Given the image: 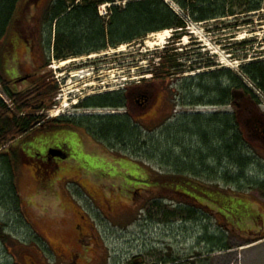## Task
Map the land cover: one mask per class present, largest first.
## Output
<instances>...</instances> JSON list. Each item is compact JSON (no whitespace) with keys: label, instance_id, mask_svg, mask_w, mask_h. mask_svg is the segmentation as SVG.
I'll use <instances>...</instances> for the list:
<instances>
[{"label":"rangeland","instance_id":"obj_1","mask_svg":"<svg viewBox=\"0 0 264 264\" xmlns=\"http://www.w3.org/2000/svg\"><path fill=\"white\" fill-rule=\"evenodd\" d=\"M48 2L21 0L16 14L19 21L0 41L5 63L2 69L14 77L30 73L29 80L39 78L42 72L50 75L57 90L45 97L49 106L39 113L44 114L45 120L55 118L72 123L35 128L8 142V150L2 148L3 152L17 155V203L10 202L8 197L3 199L2 186L6 182L0 174V264H56L51 250L68 254L75 248L74 242L67 239L70 235L65 233L74 234L77 211H86L87 205L100 210L96 213L89 209L102 245L86 248L78 264H159L160 260L173 256L186 260L222 243L229 246L222 250L226 264L229 259L234 260V264H247L248 261L264 264V191L255 184L264 181V150L259 147L262 143L251 137L246 129L247 150L257 161L243 169V180L237 181L235 169L223 161L220 168L208 158L204 159L205 168H184L188 158H199L208 151L197 138L190 140L189 134L181 132L182 125L193 121L188 116L233 113L235 108L231 100L223 106L189 105L182 92L191 81L186 83L185 79L220 69H227L240 79L242 65L264 60V10L238 17L192 21L180 38L173 37V29L161 30L167 32L161 40L153 35L161 31L150 32L134 42L93 53L92 57L68 58L70 61L61 66L58 65L61 60H50L40 72L37 68L52 44H49V32L43 25L45 17H40ZM116 2L120 7L124 5L121 0ZM165 47L164 54H174L184 68V72L177 75L164 76L171 85L166 82L165 86L173 90L178 103L163 107L164 114H171L174 106L168 119L136 120L143 135L149 137L147 147L157 144L160 156L147 148L144 149L146 153L139 155L129 147L119 149L111 143L104 145L95 134L88 133L84 125L92 123L94 117L121 114L123 109L80 107V103L100 94L120 92L126 84L143 77L153 78V69L160 62ZM223 81L219 78V83ZM24 82L15 83L16 88H23L27 84ZM197 83L192 82L194 93L199 96ZM213 97L214 94L207 92L205 100ZM0 98L10 106L1 89ZM55 148L67 150L68 155H55L58 167L41 178L39 168L24 156L35 158ZM166 151L172 158H179L178 163L165 158ZM175 164L189 177L185 172L204 173L196 178L191 174L192 181L203 194L183 188L182 195L174 191L176 186L172 181H142L150 176L171 174ZM215 169H219L218 172ZM102 201L106 204L112 201L111 221L103 214L106 205ZM191 206L195 209L193 213L186 211ZM60 228L64 229V235ZM254 241L257 242L252 244ZM240 245L243 246L238 249Z\"/></svg>","mask_w":264,"mask_h":264},{"label":"trees","instance_id":"obj_2","mask_svg":"<svg viewBox=\"0 0 264 264\" xmlns=\"http://www.w3.org/2000/svg\"><path fill=\"white\" fill-rule=\"evenodd\" d=\"M112 1L114 0H49L44 10L45 13L43 12L39 16L41 18L42 16L45 17V24L43 23V25L49 32V44L50 42L52 44L51 46L49 45L45 60L37 68V71H43L50 60H65L100 53L109 48H116L120 44L142 39L150 32L173 29V37L176 36L177 38L186 34L185 23L181 17H178L162 0H127L122 7L111 4L107 18L101 17L97 12L98 5ZM174 1L194 22L222 19L229 16L238 17L242 14L247 15L248 13H257L264 10V0ZM20 3L21 0H0V41L3 37H6L11 26L19 21L16 14ZM6 45L9 46V43L6 42ZM6 45L5 49H7ZM165 52H167L166 47L163 48L162 57L159 58L161 59L160 62L153 69L154 74H152L155 75L154 77H169L184 72L182 63L178 59L176 61L174 54L166 55L164 54ZM2 57L3 55L0 53V89L10 102V106L5 104L0 98V174L3 175L6 182L2 186L3 192L1 194L4 195V200L8 197L10 202L16 204L15 159L17 155L14 152L11 155L7 151L3 152L2 148L8 150L10 148L8 142L31 132L35 128H40L47 124L52 126L66 125L72 123V121L55 118L45 120L44 114L39 113L49 106L45 101V97L54 94L57 90V84L55 80L49 78L50 75L42 72L39 78L24 80L27 84L23 88L18 89L15 83L21 85L25 82H16L15 80L21 76H11L2 69L3 64L5 65ZM241 70L248 80L264 92V60L250 61L242 65ZM27 74L29 73L24 75ZM219 78L222 81L224 80L223 83H219ZM185 81L186 83L191 81L190 86L188 84L187 88L183 89V95H186L185 98L190 103L205 100L204 97L208 92V94H214V97L209 98L206 101V105H228L229 100L233 104L235 99L233 96L234 92L240 91L243 99H238V103L243 101L254 116L264 114L259 112L255 97L242 84L240 79L227 69L197 74L186 78ZM194 81L198 82L197 89H199V94L201 93L203 98L198 97L194 93L195 89L192 84ZM125 102L124 92L121 90L120 92H108L87 98L79 106L116 108L124 106ZM188 117L193 118V121L188 119L189 122L186 125H182L183 129L181 132H184V135L189 134L190 140L191 138H197L198 143L203 146L205 151H208V154L201 155L199 158H188L189 162L184 165V168L187 166L205 168V158L211 160L215 165L218 164V168H220L223 161V163L235 169L237 181L243 180V169L252 166L257 159L247 150L245 121L242 119L241 114L238 116L233 111L231 114L213 113L208 117L198 114L196 115L198 118L195 116ZM92 119V123L89 122L88 126L84 125L86 131L93 136L95 134L94 137L101 140L100 142L104 145L106 143L113 144L112 147L121 145L122 148L119 149L129 147V149H133L138 154L140 153L139 155L146 153L147 151L144 149L147 148L151 149V152H154L156 156H160L161 150L158 149L157 144L147 147L146 139L149 137L143 135L142 128L139 123L137 124L138 120L136 121V119L123 114L108 115L102 118L94 117ZM196 127H198L197 130L192 131ZM104 147L110 149L108 146ZM165 153V158L172 160L171 162L178 163L180 160L179 158H172L169 151ZM56 168L57 165L55 163H50L41 172V169L39 170L40 177L43 178L50 173V170H55ZM171 168L175 169L171 174L161 175L159 176L160 178L150 176L142 181L158 180L165 183L172 181L176 186L174 191H179L182 195L183 192L181 190L183 188H188L193 192H203L192 181L193 177L191 176V174L194 176L199 175V171L185 172L190 174L189 177L184 175L181 171L182 168H178L176 164ZM218 170L215 169L216 172ZM200 174L204 175V173ZM255 184L264 191V181L255 182ZM159 187L164 189L161 186ZM194 210L193 206L186 209L189 213H193ZM223 218L226 219L224 216ZM227 248L229 246L222 243L209 252ZM193 259L192 261L189 260V264L193 263ZM179 261H181L179 257L173 256L170 259L160 260L159 264H168L169 262L181 264L178 263Z\"/></svg>","mask_w":264,"mask_h":264},{"label":"flooded vegetation","instance_id":"obj_3","mask_svg":"<svg viewBox=\"0 0 264 264\" xmlns=\"http://www.w3.org/2000/svg\"><path fill=\"white\" fill-rule=\"evenodd\" d=\"M189 68L190 66L188 67V69ZM30 77L31 76H29L27 79H30ZM166 82H168V85H170L169 79H165V77H153L150 79H146L143 77L141 80H137L134 83L130 82L126 84V86L123 87L122 89V91L124 92V97L126 99L125 105L122 107H116L114 109H123V113L121 114L128 115L129 117L136 119V120L145 119V118L150 117L149 121L151 120L152 122L153 121L157 122L162 118H167V119L170 118V116H172L173 114L174 106L170 109L171 114L168 112H165L164 114L163 107L166 105L170 106L171 104L176 102L177 99H175L176 95L174 94L173 90H170L168 89L169 87L167 88L165 86ZM198 97L203 98L201 94ZM187 101L189 102V105H193V106H198L201 104L206 105V100H200L201 102L194 101V103H190L189 100ZM239 104L240 106H243V107H238V108H240L241 113H243V116L246 117V119L254 118V120H250V124H249L250 136L259 140L262 143V145L260 144L259 146L258 144V146L262 150H264V116L262 117L263 121L260 120L259 118L252 117V115L248 112L247 108L245 107V104L243 102H240ZM254 144L256 145V143ZM114 146L117 148H122L121 145H114ZM55 149L62 151L63 148H55ZM20 152L22 153L21 150ZM62 155L67 156L68 153L65 151H62ZM24 158L27 159V161H30L33 165H36L39 168V170L46 168L52 162L55 163L58 167V164H57L58 161L56 159V156L51 155L48 151L44 155H35V158L34 157L29 158V156H24ZM54 171H55L54 169L50 170V173ZM195 176L199 177L203 175L199 174ZM102 202L106 205L105 208L107 212L103 214L105 215V218L108 217V220L111 221L110 218H111L112 210H113L112 203H111L112 201H110L108 204H106L104 201ZM86 208L87 210L84 212L77 211L76 216L78 218V221L76 222V225H75L76 233L74 232L73 234L72 232V234H70L68 233V231H66L65 233V231H62L64 229L60 228V232L63 235L64 233L67 235H70L67 239L69 241L74 242L75 248L72 251H70L68 254H65L60 251L55 253V251L51 250V253L53 254L55 258L56 264H78L77 260L79 259L82 252H85L86 248L92 245H97V246L102 245L101 244L102 239L100 235L98 234V230L95 225V220L93 219L94 217L90 213V211L92 210L96 213L97 211L99 212L100 210L93 209L92 207L88 205L85 207V209ZM89 209L91 210L89 211ZM62 238L66 239L65 237H62ZM103 245L105 246V244ZM45 263L47 264V262Z\"/></svg>","mask_w":264,"mask_h":264},{"label":"built area","instance_id":"obj_4","mask_svg":"<svg viewBox=\"0 0 264 264\" xmlns=\"http://www.w3.org/2000/svg\"><path fill=\"white\" fill-rule=\"evenodd\" d=\"M162 1H164V3H166L178 17H181V19H183L184 22H186V24L191 23L190 18L187 15V13L176 2H174L173 0H162ZM124 2L125 0L122 1V3ZM106 5L109 6V4H106ZM98 12H99V15L102 17L107 15L106 6L105 5L99 6ZM241 78H242L243 83L253 91V93L257 96L261 104L264 106V93L258 87H256L250 80H248L247 77L241 75Z\"/></svg>","mask_w":264,"mask_h":264},{"label":"crops","instance_id":"obj_5","mask_svg":"<svg viewBox=\"0 0 264 264\" xmlns=\"http://www.w3.org/2000/svg\"><path fill=\"white\" fill-rule=\"evenodd\" d=\"M257 241H254L252 244H255ZM243 246V245H242ZM242 246H238L240 248H242ZM251 246H254V245H251ZM250 247V246H249ZM247 247V248H249ZM237 248V247H236ZM222 250H213V252H210V253H204L202 255H199L198 258L194 257H190L186 260H181L179 261L178 263H181V264H189V260L192 261L193 259V263H190V264H226L225 261L222 259ZM249 258H251V256H248ZM188 261L187 263H184ZM230 262H228V264H234V260H231L229 259ZM241 263V262H240ZM239 263V264H240ZM168 264H177L176 262H169ZM247 264H252L251 261H248Z\"/></svg>","mask_w":264,"mask_h":264},{"label":"bare ground","instance_id":"obj_6","mask_svg":"<svg viewBox=\"0 0 264 264\" xmlns=\"http://www.w3.org/2000/svg\"><path fill=\"white\" fill-rule=\"evenodd\" d=\"M165 31H166V30H165ZM165 31L156 32V33L153 34V35H155V37H157L159 40H161L162 38L165 39V37H166V33H167V32H165ZM192 32H193V30H192ZM182 40H183V39H182ZM122 47H123V46L119 47L120 50H121ZM92 56H94V54H90V55H88V57H92ZM69 61H70V59L61 60V61L58 63V65L61 66V65L67 64ZM74 75H76V73H74ZM56 114H57V113H56Z\"/></svg>","mask_w":264,"mask_h":264},{"label":"water","instance_id":"obj_7","mask_svg":"<svg viewBox=\"0 0 264 264\" xmlns=\"http://www.w3.org/2000/svg\"><path fill=\"white\" fill-rule=\"evenodd\" d=\"M26 78H27V76H23V77L17 79V81H22V80H25ZM233 96H234V98H238V97L242 98V94L240 91L234 92ZM49 153L52 155L60 154L58 151H55V150H50Z\"/></svg>","mask_w":264,"mask_h":264}]
</instances>
